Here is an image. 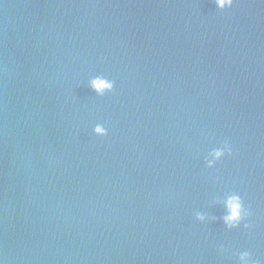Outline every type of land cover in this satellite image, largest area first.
<instances>
[{"label": "water", "instance_id": "water-1", "mask_svg": "<svg viewBox=\"0 0 264 264\" xmlns=\"http://www.w3.org/2000/svg\"><path fill=\"white\" fill-rule=\"evenodd\" d=\"M242 252L264 264V0H0V260Z\"/></svg>", "mask_w": 264, "mask_h": 264}, {"label": "clouds", "instance_id": "clouds-1", "mask_svg": "<svg viewBox=\"0 0 264 264\" xmlns=\"http://www.w3.org/2000/svg\"><path fill=\"white\" fill-rule=\"evenodd\" d=\"M217 8L226 9L232 7L234 0H215ZM92 85L95 90L99 93H102L103 90H111L113 87V83L111 81H106L104 84H101L100 78H96L92 81ZM94 132L97 135L103 136L107 134V129L102 124H97L94 128ZM231 152V147L227 145L225 148H214L212 151L208 153V160L207 163L209 167L213 166L216 161L220 160L225 155V149ZM228 207L230 209L229 214L224 217L225 223L228 224L230 227L237 226L242 216L245 213L244 205L240 195L233 194L228 199ZM199 219H203V216L198 214ZM240 264H249L250 261V254L248 252H242L239 255ZM0 264H4L2 260H0Z\"/></svg>", "mask_w": 264, "mask_h": 264}]
</instances>
